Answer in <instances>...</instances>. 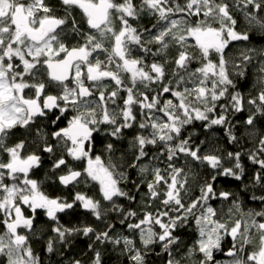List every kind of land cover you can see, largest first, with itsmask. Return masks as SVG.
<instances>
[{
	"label": "snow or ice",
	"instance_id": "obj_1",
	"mask_svg": "<svg viewBox=\"0 0 264 264\" xmlns=\"http://www.w3.org/2000/svg\"><path fill=\"white\" fill-rule=\"evenodd\" d=\"M142 16L156 24L133 26ZM241 16L248 30L239 29ZM252 30L264 34V0H0V264H43L30 242L40 212L54 233L46 251L82 235L93 241L91 264H103L97 243L119 247L129 264H148L156 248L157 256H167L165 264H220L217 252L230 258L227 264H264V209L244 212L235 200L225 219L209 203L232 196L221 191L217 197L215 181L241 180L244 155L257 166L253 186L264 187V134L252 150L227 157L205 152V141L184 135L187 126L201 122L206 130L222 128L228 142L237 143L231 116L250 106L243 123L252 129L264 117V64L259 91L245 97L234 91L227 58L229 47L249 41ZM70 38L76 42L69 44ZM254 51L246 49L240 61L251 63L248 53ZM235 67L243 77L241 64ZM17 129L24 137L11 142ZM132 129L127 167L138 170L137 193L146 189L139 210L119 203L136 196L122 186L130 176L112 159L115 144L96 153L98 136L120 141ZM45 157L50 166L44 179L34 178ZM197 165L208 176L200 194L186 202L189 173ZM49 180L68 195H50ZM81 184L99 198L80 190ZM252 199L264 203V195ZM78 210L103 229L62 222ZM110 214L128 234H113ZM192 225L196 237L181 254L176 233Z\"/></svg>",
	"mask_w": 264,
	"mask_h": 264
},
{
	"label": "trees",
	"instance_id": "obj_2",
	"mask_svg": "<svg viewBox=\"0 0 264 264\" xmlns=\"http://www.w3.org/2000/svg\"><path fill=\"white\" fill-rule=\"evenodd\" d=\"M239 29L241 31L248 30L247 22L241 16L239 17ZM154 25V21L150 20L148 16H142L140 18V22L137 25V28L143 30L145 28L151 29ZM250 40L249 41H241L234 42L229 49L227 50V58L229 59V70L232 73V79L236 84V88L234 91L241 92L245 97L249 95H256L259 91L261 85L259 83V68L262 64H264V57L260 56V52L264 51V34H262L259 30H252L249 32ZM150 47L155 49L154 45H150ZM251 48L255 51L253 53H248L253 57L251 63H244L240 61V56L242 52H245L246 49ZM176 54L175 47L171 48L169 51V55L174 57ZM149 62L151 61V56H149ZM236 63L241 64V68L245 72L243 77L237 76L235 73L239 71L235 67ZM198 65L193 63L191 67L195 68ZM169 69H171L172 65H168ZM250 106L246 105V110L242 114H234L230 117V121L235 125L233 127V133L237 136V143H229L228 137L225 136L224 130L218 126L213 127L212 129L206 130L201 122H195L193 125L187 126V129L184 133L185 136L192 135L193 141L199 144L201 141H205L204 151L210 152L215 150L218 155H222L227 157V153L229 151L236 152L241 151L242 153H246L252 150L255 146L256 136L260 134H264V117L260 118L257 121V124L254 129L249 128L247 125L243 123L244 119L250 114L249 109ZM249 133H254V135H249ZM135 134V129L128 130L125 134V137L120 141H114L111 137H97L96 143V153H103L104 144L113 142L115 144V152L112 156V159L119 165H121V170L125 171L129 176L130 180L127 181L123 187L125 190L132 192L136 196L135 201L128 200H120L119 203L127 207H131L132 209L139 210L141 206V199L143 196V192L146 189H141L139 193H137L136 188L134 187V183L139 182V176L137 175V171L135 169H130L127 167L129 163H131L132 155L129 150V142L132 139V136ZM150 151H152L150 147ZM104 158L107 159V154H104ZM144 163H149V161L145 160ZM152 163H156L153 161ZM225 166H231L230 162L225 159ZM184 164L183 160L177 161V166H182ZM243 167L245 169V174L242 176L241 180H235L232 177H218L215 181V188L217 197L219 192L228 191L232 193V196L229 200H223L220 198L209 201L212 207L216 208L217 213H221L220 210L226 205L230 204V202L238 200L243 211L249 210H262L264 209V203L260 200L252 199L253 196H262L264 195V187L261 185L253 186L252 176L257 171V166L253 165L248 159L247 155L243 156L242 160ZM49 162L47 157H45V165L40 172L35 173V177L37 179H44V173L49 168ZM161 167H164L161 164ZM187 170V169H186ZM208 176V170L203 166H195L192 167L189 173V192L186 199L188 202L191 199H194L196 196L200 194V186L203 183L204 179ZM45 189L50 195H68V192L61 189L59 185L52 184L49 180L45 184ZM80 190L88 191L89 195H96L99 198L97 190L94 188L85 189L84 185L81 184L79 186ZM230 206V205H229ZM218 209V210H217ZM223 211V210H222ZM222 214V213H221ZM224 216V214H222ZM219 216V214H218ZM259 219V218H257ZM80 221H85L88 223H92L93 226L97 227L98 230L103 229L104 224L101 222H97L93 217L84 213L83 211L78 210L77 213L73 216H63L62 222L69 223L71 225H75ZM107 223L115 224V233L124 232V234H128L127 230L123 228L119 224V220L117 219L115 214H110L106 217ZM36 225V234L31 236V245L33 247L34 253L39 256L43 264H70L73 260H81L82 264H91L92 257L94 255L93 251L88 249V244L92 243V240L84 237L82 235H77L68 245L60 247L56 246V251L54 253H48L46 251V243L49 236H53L54 233L51 232L52 224L50 221L46 219L43 212H40L36 216L35 220ZM194 225L179 229L177 231V235L181 238V254L186 251L189 243H192L196 237V232L194 231ZM137 244L139 245L138 237L135 238ZM230 240L227 238L224 242V249L227 250L231 245ZM95 248L101 252L103 258V264H129V261L121 251L120 248H113L111 244L101 245L95 244ZM249 251L252 250L251 246H249ZM160 249L156 248L155 251L149 253L147 260L148 264H165L167 259L166 255L157 256L156 253L159 252ZM223 257L222 252L216 253V259H221ZM225 257V256H224ZM2 259V258H1Z\"/></svg>",
	"mask_w": 264,
	"mask_h": 264
},
{
	"label": "flooded vegetation",
	"instance_id": "obj_3",
	"mask_svg": "<svg viewBox=\"0 0 264 264\" xmlns=\"http://www.w3.org/2000/svg\"><path fill=\"white\" fill-rule=\"evenodd\" d=\"M53 2H55V0H53ZM58 14H61V13H58ZM77 18L79 19V16ZM148 18H150V20H153L154 21V24H156V19L155 18L150 17V16H148ZM139 22H140V19L139 20H136V21H132L133 26L137 27V25H138ZM82 26L86 27V25H83V24H82ZM68 42H69V44H73L76 41H75L74 38H70ZM60 126H63V122H61V125ZM49 130H51V127H49ZM34 133H35V129H33V135H34ZM24 134L25 133H24V130L23 129H17L16 132H15V135L11 139V142H15L16 140L23 138L24 137ZM40 171H42V169H39L38 170V172H40ZM222 255L225 256L223 253H222Z\"/></svg>",
	"mask_w": 264,
	"mask_h": 264
},
{
	"label": "rangeland",
	"instance_id": "obj_4",
	"mask_svg": "<svg viewBox=\"0 0 264 264\" xmlns=\"http://www.w3.org/2000/svg\"><path fill=\"white\" fill-rule=\"evenodd\" d=\"M230 205V206H229ZM233 207V201L232 202H230V204H228V206H224L223 208H222V210H220V212L222 213V214H224V216L221 214V213H218L219 214V216L220 217H223V218H227V216H228V214H229V208H232ZM216 209V208H215ZM218 210V209H217ZM244 212H248V211H244ZM235 215H239L238 213L237 214H235ZM229 240H230V238H228ZM231 241V240H230ZM191 243H189V245H190ZM231 245V244H230ZM1 259V258H0ZM230 258L229 257H221V259H218V261H220V264H227V262H228V260H229Z\"/></svg>",
	"mask_w": 264,
	"mask_h": 264
},
{
	"label": "water",
	"instance_id": "obj_5",
	"mask_svg": "<svg viewBox=\"0 0 264 264\" xmlns=\"http://www.w3.org/2000/svg\"><path fill=\"white\" fill-rule=\"evenodd\" d=\"M226 256V255H225ZM227 257V256H226Z\"/></svg>",
	"mask_w": 264,
	"mask_h": 264
}]
</instances>
